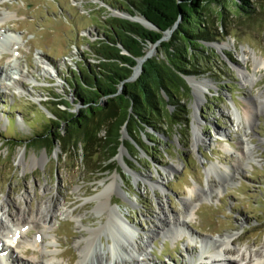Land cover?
I'll return each instance as SVG.
<instances>
[{
    "label": "rangeland",
    "instance_id": "obj_1",
    "mask_svg": "<svg viewBox=\"0 0 264 264\" xmlns=\"http://www.w3.org/2000/svg\"><path fill=\"white\" fill-rule=\"evenodd\" d=\"M251 3L250 15L221 9L225 11L222 20L213 16L214 31L220 36L207 43L211 50L204 51L199 60L198 70L204 73L188 77V81L204 80L202 100L195 107L191 85L181 99L188 122L183 127L162 124L160 132L138 128L141 146L122 128L121 139L129 143H122L107 161L114 168L92 172L103 163L96 153L85 155L80 146L64 152L59 143L50 151L29 139L47 131L55 118L53 112L65 109L60 101L69 102L71 111L79 108L64 79L83 59L96 62L85 54L87 43L97 39L100 24L112 12L103 0H0V31L11 30L23 38L22 43H0V208L10 212L20 208L33 216L46 206L50 216L53 214L48 229L34 221L23 230V239L12 245L20 262L77 264L83 258L85 264H115L111 259L124 256L126 236L111 223V211L102 204L108 197L135 228L137 243L142 245L141 239L149 237L143 248L153 261L129 259L118 264H192L188 252H200L199 237H231L229 246L240 252L261 247L264 68L254 69V64L264 62V0ZM219 9L218 4L209 5V11ZM10 13L14 15L4 17ZM157 51L156 44L152 55ZM38 55L49 63V73L40 70ZM17 61L26 75L22 87L8 85L4 79L9 63ZM240 71L250 74L247 82L242 81ZM173 108L168 105L169 110ZM244 111L252 113L249 121ZM195 128L202 138L196 148L192 144ZM244 137L250 145L247 149ZM217 161L238 173L232 181L223 180L217 167L209 169L207 178L205 169ZM115 173L122 179L121 194L114 190L102 193ZM194 182L204 192L190 196L188 190ZM189 197L191 209L184 203ZM161 209L167 216L185 221L174 236L165 237L155 228L161 226L157 220ZM39 233L41 244L36 249L29 241ZM107 244L115 246L114 257ZM103 251L104 259L99 260ZM204 257L201 254L200 260Z\"/></svg>",
    "mask_w": 264,
    "mask_h": 264
},
{
    "label": "trees",
    "instance_id": "obj_2",
    "mask_svg": "<svg viewBox=\"0 0 264 264\" xmlns=\"http://www.w3.org/2000/svg\"><path fill=\"white\" fill-rule=\"evenodd\" d=\"M103 1L114 9L144 16L155 29L113 15L105 18L99 36L87 43L85 52L96 62L83 59L64 79L79 108L71 111L69 102L60 101L65 109L53 112L55 118L47 131L29 139L50 151L59 143L64 152L80 146L85 155L96 153L103 163L92 172L114 168L107 161L122 143H129L121 139L123 126L140 146L143 138L138 128L160 132L162 124L183 127L188 122L185 103L181 102L189 90L185 77L204 73L198 70L199 60L210 49L207 43L220 36L214 31L213 16L222 20L225 11L221 9L234 14L239 10L249 15L253 12L251 0ZM210 4H218L219 11H209ZM170 29V36L162 39ZM154 43L157 53L143 61L135 80H127L136 59ZM168 105H173V110Z\"/></svg>",
    "mask_w": 264,
    "mask_h": 264
},
{
    "label": "bare ground",
    "instance_id": "obj_3",
    "mask_svg": "<svg viewBox=\"0 0 264 264\" xmlns=\"http://www.w3.org/2000/svg\"><path fill=\"white\" fill-rule=\"evenodd\" d=\"M11 15H14L13 13H10L6 17H10ZM137 15L136 17H138ZM141 17V16H140ZM142 18V17H141ZM138 19V18H136ZM1 21V20H0ZM4 41H8V45L11 43H22L23 38L20 34L17 32L8 30V31H0V43H4ZM2 46V45H1ZM12 49H10L11 51ZM17 55V52H16ZM39 66L40 70L43 72L49 73L47 70L49 69V63L47 60H45L42 56H35ZM11 68H7L8 72L5 73L4 79L6 80V84H14L16 86L22 87V78H24L25 71L24 68H20V65L18 64V61L14 64L9 63ZM260 67L264 68V62L261 60H256L254 64V69H259ZM240 77L243 82H247L250 78V74L246 71H240ZM188 82L192 86L193 93L195 95V107L198 106L200 103V100H202V87L204 86L205 82L204 80H195L190 79ZM244 114L248 121L252 117V113L250 111H244ZM194 136H193V146L196 148L198 144L202 143L201 138V132L199 128H195L193 130ZM219 136H222V133L219 134ZM243 147L244 149H247L250 145L248 142V139L246 137L243 138ZM239 157L244 158V154L242 152L236 151L235 152ZM211 167H217L221 168V171L224 174L223 180L231 179L234 174H238L237 172L231 171V166L227 164H223L219 161L216 163L211 162L210 167L206 168V176L208 178L209 169ZM110 184L105 187V189L102 191V193H105L107 190V193L111 190H114L116 193L121 194V187L120 184L122 182L121 176L119 173H115L111 177ZM232 181V179H231ZM206 187L209 189V183L208 179L205 181ZM220 187V186H219ZM219 191V188L216 187ZM204 188L201 186H198L196 182H194V186L189 188L188 192L191 196L192 194L196 193L197 191L204 192ZM207 190V189H206ZM103 194H100L98 196H101ZM109 195V194H108ZM123 195V194H122ZM109 199V197H108ZM103 200L102 204L109 208L111 211V218L110 221L112 224H115V227L120 229L122 233H124L125 237V243H126V249L124 250V256L122 257H115L111 260L114 261V263L118 264L122 261H127L129 259H132L133 261H136L137 263H140L142 261H146V263H153L152 260L149 259L147 253H145V250L143 246H145V242L149 237H147L146 240L141 239V244L136 242L135 236L133 233V230L135 228L130 225V223H127V221L124 218V215L121 214L118 211V208L114 205L112 206L109 202ZM184 203L185 206L187 205V209L192 208V200L191 198H185ZM162 210V209H161ZM49 210L46 206L37 209V212L33 214V216H28L25 211L18 208L15 209V211L12 210V212L5 211L4 209L0 208V264H32L29 260L21 261L18 257L14 256V251L12 250V245H16L18 240L23 239V230L29 225H31L32 222L37 221L40 223L41 227L44 229L49 228V219L51 218V215L49 214ZM53 213V212H52ZM160 225L163 227H159L158 225L155 226V228L161 230V235L167 236L168 234L171 236H174L176 234V230L178 231V227H183L185 221L183 219H179L176 216L169 217L167 214L164 213V210H162L161 216L157 218ZM153 234L155 232L152 231ZM200 241V252L194 255L195 253L192 252V249L190 250V258L192 264H264V243L261 245V247L257 248H247L243 251H238L229 245L232 244L231 237H224V238H214V239H208V238H198ZM29 241V240H28ZM29 243H31L32 247L36 248L39 247L41 244V234H37L34 236L33 239H30ZM29 245V244H28ZM114 245L107 244V250L111 252V255L114 257ZM38 249V248H36ZM187 252V251H186ZM105 252L103 251L101 254H99V260H103ZM201 254H205L204 261H201L200 256ZM196 256V259H194ZM77 264H85V260L83 258L79 259Z\"/></svg>",
    "mask_w": 264,
    "mask_h": 264
},
{
    "label": "water",
    "instance_id": "obj_4",
    "mask_svg": "<svg viewBox=\"0 0 264 264\" xmlns=\"http://www.w3.org/2000/svg\"><path fill=\"white\" fill-rule=\"evenodd\" d=\"M105 6H106L108 9H110V11L112 12L111 14H112L113 16H117V17H121V18L129 19V20H131V21L138 22V23H140L141 25H143L144 27H147V28H149V29H155V26H154V25H153L148 19H146V18H145L144 16H142V15H140V16L142 17L143 20H139V19H136V16H137V15H132L131 13H129V12H127V11H121V10H119V9H114V8H112L111 6L107 5L106 3H105ZM171 32H172V29H170V30H166V31L164 32V36H163L162 39H166V38H168V37L170 36ZM156 44H157V43L151 44V45H153L152 48H151L149 51H147V52L145 53L144 56L139 57V58L136 59V65L133 67L132 73H131V75L127 78V80L132 81V80H135V79L138 77V75L140 74V72H141V70H142V63H143V61H144L146 58L152 56V52H153V49H154V47H155ZM208 44H209V43H208ZM188 77H189V76L185 77V80H186L188 86H190V84H189V82H188ZM192 77H194V76H192ZM120 88H121V87H120ZM124 127H125V126H123L122 128H124ZM124 135H125V134H124ZM122 136H123V135H122ZM118 195H120V194H118ZM120 196H121V195H120Z\"/></svg>",
    "mask_w": 264,
    "mask_h": 264
}]
</instances>
